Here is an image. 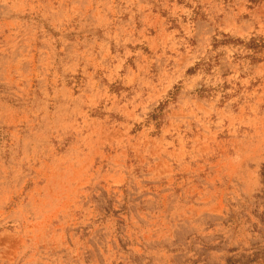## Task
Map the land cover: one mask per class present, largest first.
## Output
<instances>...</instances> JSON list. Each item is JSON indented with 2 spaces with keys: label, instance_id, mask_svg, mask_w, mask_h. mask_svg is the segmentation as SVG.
Wrapping results in <instances>:
<instances>
[{
  "label": "rangeland",
  "instance_id": "1",
  "mask_svg": "<svg viewBox=\"0 0 264 264\" xmlns=\"http://www.w3.org/2000/svg\"><path fill=\"white\" fill-rule=\"evenodd\" d=\"M0 264H264V0H0Z\"/></svg>",
  "mask_w": 264,
  "mask_h": 264
}]
</instances>
